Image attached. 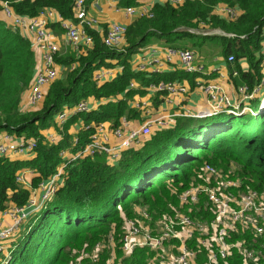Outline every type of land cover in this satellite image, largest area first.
<instances>
[{
  "label": "trees",
  "instance_id": "trees-1",
  "mask_svg": "<svg viewBox=\"0 0 264 264\" xmlns=\"http://www.w3.org/2000/svg\"><path fill=\"white\" fill-rule=\"evenodd\" d=\"M73 1L18 0L11 4L24 14L34 15L49 7L71 18ZM218 3L237 7L240 13L235 19L220 16L214 11ZM117 4L136 6L139 1L117 0ZM150 13L127 23L125 45L121 47L106 45L98 31L87 28L93 44L81 53L70 50L56 54V61L65 66V72L49 84L40 106L31 110H22L19 103L35 67L34 50L26 36L0 18V131L36 138L28 157L0 154V213L11 204H26L31 187L62 167L53 194L28 214L22 228L16 230V236L5 247L3 264H74L78 254L74 248H90L109 232L118 238L124 218L134 214L136 205H146L152 221L164 212L172 215L175 207L182 208L178 194L197 180V171L205 162L224 169L233 163L244 185L264 187V95L250 96L264 75V0H184L177 5L155 1ZM199 25L220 28L224 33L191 30ZM154 40L175 47L188 46V42L198 47L207 41L219 42L226 58L233 54L229 66L231 74H238L232 78L234 85L238 92L245 85L249 96L225 92L230 95L229 100L211 109L210 94L204 89L208 82H204L205 113L197 114L198 110L188 108L173 112L171 121L140 134L122 147L116 157L76 155L90 140L94 123L109 121L117 126L122 117L142 118V110L131 102L134 94L144 95L150 83L175 78L192 80L198 75L184 68L158 72L132 67V54ZM243 60L246 68L241 65ZM73 62L75 66L70 67ZM115 64L122 68L114 77H95L97 68ZM131 80L136 85L129 86ZM165 92L168 91L157 92L153 98L155 105L160 100L158 96ZM90 96L104 100L88 110L72 113L62 123L59 139H46L41 131L50 126L59 129L55 120L59 111ZM79 119L82 125L70 131ZM64 150L72 154L65 156ZM27 168L35 173L30 178L31 186L16 179ZM199 206L198 215L208 213L202 212V202ZM240 237L251 240L252 233L245 230ZM146 254V248L137 247L129 256L122 257L116 244L120 264H144ZM199 254L202 264L206 256ZM106 255L107 249L101 254V264H105ZM228 258L232 264H255L245 261L236 248ZM83 263L92 264L88 259H83ZM216 264H222V260Z\"/></svg>",
  "mask_w": 264,
  "mask_h": 264
},
{
  "label": "built area",
  "instance_id": "built-area-1",
  "mask_svg": "<svg viewBox=\"0 0 264 264\" xmlns=\"http://www.w3.org/2000/svg\"><path fill=\"white\" fill-rule=\"evenodd\" d=\"M14 1L18 0H0V11L8 19V25L20 30L21 34L29 39L31 47L40 51V66L26 88L29 103L37 106L44 99L49 84L59 75V65L56 61L59 45L50 22H58L66 40L74 47L76 53H81L93 44V36L87 28L93 29L94 18L87 13L86 0L73 1L71 18L63 17L55 9L49 7L43 8L34 15L20 13L12 6L11 3ZM155 1H169L177 5L184 0H149L147 4L130 5L123 9L129 15H151L150 8ZM214 11L227 19H235L240 13L239 8L224 3L216 4ZM126 25L120 21L109 22L102 35V41L109 46L121 47L119 43L124 38ZM166 57L168 59L177 57L186 71L203 69L202 64L195 62L197 51L193 47L168 45ZM226 59L232 61L233 54L227 55ZM150 62L152 59L140 61L135 68L145 69ZM74 66L75 62L70 67ZM121 68V65H118L117 69L101 66L94 71V75L98 80L112 78ZM261 81H264V76ZM134 85L136 82L131 80L129 86ZM184 89L182 83L166 80H159L147 86L150 92L166 90L173 93ZM204 89L210 94L211 109H217L221 101L229 100V96L221 91L215 82L207 83ZM246 89L245 85L239 87L243 98L249 96ZM138 102L141 103L140 100ZM139 103L134 106L137 107ZM235 106L239 108L238 104ZM88 109H90V104L87 98H83L74 106L59 111L55 120L61 129L62 123L72 113ZM171 120V115L165 118L160 117L157 119V124ZM125 123V117L121 118L117 126H112L108 121L94 123V131L90 140L77 151L76 155L103 154L109 158L116 157L122 147L130 144L140 134L148 133L151 129V120L143 122L139 128L128 130L124 129ZM111 135L117 138L116 143L110 141ZM35 145V137L24 135L13 137L12 133L5 132L0 139V154L32 152ZM30 170L27 168L20 171L16 175L17 181L31 186L30 178L27 176ZM61 170L62 167H59L57 172L39 183L43 188L40 198H37L32 191L26 204H11L2 211L3 214L9 216L10 221L7 225L0 226V254L6 252L5 242L7 237L16 231L20 224L18 222L21 219L24 221L31 211L40 207L42 202L53 194ZM222 172L226 171L208 162L202 164L197 171V180L191 181L189 186L178 194L180 205L186 206L185 211L177 210L179 207H175L172 215H163V219H166L163 222H159V219L152 221L153 217L148 208L145 205H136V215L124 218L121 232L118 235L122 257L129 256L137 247H144L147 251L144 264H199V253L206 256L202 264H216L219 260H222V264H232L228 257L236 248L245 261L264 264L261 261L264 257L262 249L264 247V187L261 189L249 187L244 185L241 177H223ZM201 195L205 199V202L201 201L203 203L202 212H208V215L197 214L201 206L196 204L200 202ZM245 230L252 233L251 240L240 237ZM237 232H239L238 237L233 239V235ZM114 238V233L109 232L106 237L97 240L92 247L81 249L78 251L79 254L74 264H82L83 259H88L92 264H101L99 253L105 249H107L105 264H120L121 256L118 257L113 248ZM3 260L1 257L0 264H3Z\"/></svg>",
  "mask_w": 264,
  "mask_h": 264
},
{
  "label": "crops",
  "instance_id": "crops-1",
  "mask_svg": "<svg viewBox=\"0 0 264 264\" xmlns=\"http://www.w3.org/2000/svg\"><path fill=\"white\" fill-rule=\"evenodd\" d=\"M139 4H147L149 0H138ZM124 7H120L117 4V0H86V9L89 16L94 18V22L92 23V28L96 31H98L99 35L102 37V35L105 32V29L107 27V24L111 21H120L123 23H129L134 17H136L135 14L129 15L125 13ZM0 18H2L7 24L8 19L4 17V15L0 11ZM51 23H54V25H51ZM50 26L54 33L56 34L57 42L59 47L58 53L63 54L62 52H67L68 48L69 50H74V47L71 46V44L66 40L63 30L58 22L52 21L50 22ZM20 31V30H19ZM21 33V31H20ZM264 42V41H263ZM120 45H125V38H123L120 43ZM168 44L162 40H154L151 41L149 44H146L145 46L140 47L136 52H134L131 56L130 62L132 67L135 68L138 62L140 61H149V59H152V62L147 64L145 66V69L147 70H155L158 72L162 71H172L175 69H183L179 59L177 57H172L171 59H168L166 57V47ZM35 54V67L33 69L32 76L34 75L35 71L38 69L41 63V55L40 51L37 48L32 47ZM205 56V55H204ZM223 54H218L211 56L209 59L206 58V60L211 61V64H208L207 67H205L203 64V69L196 70L193 72L198 73L195 77L192 78V80L186 79V78H175L174 81H179L182 83L185 87L182 91L177 92H165V94H160L158 98L160 99L157 105L153 103V98L157 94V92H150L149 90H146L144 95L140 94H134V97L132 99V105H135L139 103L140 100L141 103L137 106L138 109L142 110L141 117L142 118H133V119H126V123L124 124L126 129H136L140 127V125L148 118H158L162 116L171 115L175 112L177 113L180 109H192V110H198L200 112L203 108L207 105V95L205 92H203V83L205 82H216L219 85L222 86V88L228 92L230 95L237 96L240 93L237 90V87L234 85L232 78L237 76L234 73H230V66L229 61L226 59V57ZM199 61V59H197ZM195 62L201 64L200 62ZM119 65V64H118ZM117 64L106 66V67H113L114 69H117ZM242 67L246 68L247 63L246 61H241ZM105 78H102L100 80H104ZM254 96H263L264 95V81L260 83L257 90L253 91ZM88 102L90 104V108L95 107L99 102H102L103 100L96 99L92 96L88 97ZM20 108L22 110H31L35 109L40 106H33L29 103L28 100V92L25 88L24 91L21 94V101L19 103ZM199 108V109H198ZM169 120V119H168ZM82 120L75 121L71 127L70 131H76L79 129V127L82 125L80 122ZM83 122V121H82ZM109 122V121H108ZM110 123V122H109ZM155 124V122H154ZM74 125V126H73ZM73 126V127H72ZM155 125H151L153 127ZM7 131H0V139L3 137V133ZM46 139L50 141H56L59 139L60 135V128L57 130L54 126H50L48 128L42 129L41 131ZM13 137H18L21 135H16L12 133ZM52 138V139H51ZM110 141L112 143H116L117 139L113 135H111ZM31 152H11L7 155H10L11 157H28ZM70 151L65 150L63 155L69 156ZM29 175V178H31L35 173L30 170L27 172ZM34 191V194L36 197H39L40 193H42L43 188L39 184L38 186L32 188L31 192ZM37 210V209H35ZM33 210V211H35ZM31 211V212H33ZM30 212V213H31ZM10 221V218L8 215L0 213V226L7 225Z\"/></svg>",
  "mask_w": 264,
  "mask_h": 264
},
{
  "label": "rangeland",
  "instance_id": "rangeland-1",
  "mask_svg": "<svg viewBox=\"0 0 264 264\" xmlns=\"http://www.w3.org/2000/svg\"><path fill=\"white\" fill-rule=\"evenodd\" d=\"M194 32H199V33H203V34H210V33H224L223 30H221L220 28H208L207 26H202V25H199L198 27H193L192 29ZM264 41V40H263ZM185 45H188L190 47H193L196 51H197V57H196V61H198L197 59H199L198 62H200L201 64H203L205 67L208 66V64H211V61H208L206 60V58H210L211 56L213 55H216V53L218 54H223L222 52V49H221V45L219 44V42H215L214 40L212 41H207V42H204L201 46H194L192 45L190 42L186 43ZM60 47V46H59ZM262 50L264 51V46L262 47ZM68 51L69 48H68ZM63 54L66 53V52H62ZM264 53V52H263ZM61 54V53H60ZM205 55V56H204ZM224 55V54H223ZM225 56V55H224ZM223 56V57H224ZM58 65H59V75L60 74H63L65 72V66L61 65L59 62H57ZM236 72H234L235 74ZM58 75V76H59ZM264 76V75H263ZM210 83V82H209ZM215 84L217 86L220 87V90L223 91V92H226L221 85H219L218 83L215 82ZM240 93H242L241 90H239ZM227 96H230L229 94H227ZM251 96H254V94H251ZM88 99V97H87ZM99 100H104V98L102 99H99ZM42 103V101H40ZM199 109V108H198ZM202 109L201 111H203L205 109V107L203 108H200ZM81 120V119H80ZM127 121V120H126ZM80 122V121H79ZM80 124H82V121L80 122ZM153 124V123H152ZM74 126V125H73ZM72 126V127H73ZM135 129V128H134ZM58 130V129H57ZM117 139V138H116ZM218 169L220 170H223V171H226V172H222V176L223 177H234L236 178L238 176V172H237V166L233 163L229 164L228 167L226 169H224L223 166H216ZM27 176H29L27 174ZM201 199H200V202H198L196 205H199L201 203V201H204L205 202V199L203 198V196L201 195L200 196ZM37 198H40V195L39 197ZM179 204H180V201H178ZM195 205V206H196ZM146 206V205H145ZM177 210H181V211H185V207L182 206V208L179 206V208ZM133 215H136V211H134V214ZM163 215L165 216H168L169 214L167 212H164L160 217H156V219H159V222H163L165 221L166 219H163ZM208 215V214H207ZM161 218V219H160ZM23 219H21L19 222H18V227L16 230H20L22 228V226L24 225ZM23 224V225H22ZM19 231H17L18 233ZM239 235V232L235 233V235H233L234 237H238ZM16 236V231H14L12 234H10L8 237H7V240L5 242V244L7 245L9 242H11V239ZM4 244V245H5ZM116 244H119L118 242V238H114V241H113V248L115 250V253H116ZM75 249V254H76V251L78 252V249L77 248H74ZM104 251V250H103ZM102 251L99 253V257L101 255ZM3 254V253H2ZM2 254H0V258L3 257ZM79 254V253H78ZM201 256L203 257V254H201ZM77 257V256H76ZM76 259V258H75ZM84 264V263H83ZM85 264H90V263H85Z\"/></svg>",
  "mask_w": 264,
  "mask_h": 264
},
{
  "label": "bare ground",
  "instance_id": "bare-ground-1",
  "mask_svg": "<svg viewBox=\"0 0 264 264\" xmlns=\"http://www.w3.org/2000/svg\"><path fill=\"white\" fill-rule=\"evenodd\" d=\"M203 113H205V111H200V112H198L197 114H203ZM165 117H167V116H165ZM164 116H162V118H165ZM158 118H160V117H158ZM158 118H155V119H152V118H148V119H146L145 121H147V120H151V125H157V119ZM144 121V122H145ZM154 122H155V124H154ZM153 123V124H152ZM139 128V127H138ZM124 129L125 130H128V129H126V127L124 126ZM39 208V207H38Z\"/></svg>",
  "mask_w": 264,
  "mask_h": 264
}]
</instances>
